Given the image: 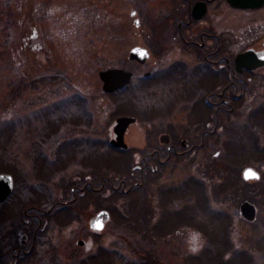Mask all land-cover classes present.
<instances>
[{"label":"rangeland","instance_id":"obj_1","mask_svg":"<svg viewBox=\"0 0 264 264\" xmlns=\"http://www.w3.org/2000/svg\"><path fill=\"white\" fill-rule=\"evenodd\" d=\"M165 9L162 0H0V173L14 178L0 231L7 243L26 251L31 230L37 228L28 264L106 261L103 253L113 248L127 255V233L116 223L119 211L129 213L132 201L128 204L125 196L114 198L104 187L98 195L86 193L82 202L79 196L75 204L65 202L72 197L70 186H82L87 176H103L105 185L106 177L115 183L128 178L133 164L127 168L125 161L118 163L108 140L116 118L129 114L139 116L132 127L139 136L137 147L147 140L157 145L158 136L168 131L171 144L181 153H171L167 164L149 175L146 192L133 198L138 205L132 208L135 217L146 216L148 222L153 214V220L149 232L141 229L144 218L131 226L129 264H151L143 261L147 243L162 249L163 264H192L195 260L197 264H264V153L258 156L254 150L264 152V106L257 107L264 102V87L252 85L253 100L225 121L214 123V134L203 139L193 135L190 107H175L160 118L158 110L163 107L139 101L132 112L129 90L114 97L101 88L99 72L129 69V64L125 66L129 49L143 45L145 38L141 30H135L130 12H139L142 21L159 20ZM65 10L70 14L62 24L74 31L49 36L52 13ZM34 24L45 34L39 48L30 37ZM227 37L232 52L246 44L241 27L232 25ZM259 108L263 109L260 116L247 117ZM148 113L151 118L144 120ZM181 140L187 141V148L180 147ZM67 141L97 142L100 150L88 145L84 150L73 148L64 144ZM163 149L166 157V147ZM239 156L242 161L231 165ZM95 164L101 165L96 171L87 167ZM247 167L259 174V180H243L242 171ZM200 184L205 189L203 200L190 190ZM245 200L256 207L253 221L241 216L239 206ZM160 203L166 222L171 223L176 213L184 221L173 229H152L161 214ZM101 209L110 210L111 219L101 232L94 233L87 222ZM25 212L38 219L25 223ZM9 215L12 217L7 218ZM78 240L84 245H77ZM150 253L159 257L157 250Z\"/></svg>","mask_w":264,"mask_h":264},{"label":"flooded vegetation","instance_id":"obj_2","mask_svg":"<svg viewBox=\"0 0 264 264\" xmlns=\"http://www.w3.org/2000/svg\"><path fill=\"white\" fill-rule=\"evenodd\" d=\"M162 1L166 2L167 9L163 10L159 20L153 17L142 21L139 12L136 10L130 12L129 16L132 18L135 30H141V34L145 38L143 45H134L128 51L125 66L129 64V69L126 70L130 74L129 84L113 93L103 92L115 97L129 90V111L133 112L135 105L141 101L149 107H163L158 110V117L160 118L170 115L175 107H190L188 119L195 126L193 135L201 139L207 138L214 134V123L225 121L232 113L246 105V102L253 100L250 93L252 85L264 87V0ZM231 1H239L240 6H234ZM57 13V11L52 13L49 36L56 34V36H64L68 31L69 33L70 31L73 32L74 27L67 30L62 24L70 12L65 10L62 14ZM232 25L241 27L246 43L236 52L230 51L227 37ZM31 29L30 37L36 42V47L39 48V42L43 40L45 34L38 29L36 24L31 25ZM135 47L145 50L147 57L143 62L130 59V52ZM169 54L170 57H168ZM238 57L239 60H237ZM139 70L141 74L138 73ZM262 105L264 106V102H261L257 107ZM262 110L259 108L253 113L250 111L247 117L260 116ZM149 114L144 115V120L151 118ZM129 117L133 118L134 121L130 122L122 133L121 140L125 147L110 144L111 141L117 139L113 127L112 136L108 140V148L117 154L114 159L118 163L125 161L127 168L133 164L129 174H127L129 175L128 178L120 179L115 183L106 177L104 181L107 182V185H105L103 176L98 179L96 176L93 178L87 176L82 186L77 187L75 184L70 186L72 197L70 201L65 202V204L68 202L75 204L78 201V196L79 201H81L86 193L89 192L91 196H95L100 194L104 187L109 188L110 196L118 199L125 196L128 199V204L129 201H132L129 204V213L119 211L117 217L119 222L116 223L117 228L127 233V237H124L127 240V243L125 242L127 255L117 252L115 248L103 253L107 257L106 261H118L119 264H129V230L132 228L131 226L144 218L141 224L145 222V227H141V229L145 228L149 232L150 220H153V214H150L149 211H147L150 214L148 222L145 221L146 216L141 220L131 217L130 210L137 205L136 200L133 199L135 194L146 192L145 183H148L149 175L156 174L160 167L165 166L171 157V153L175 156L181 155L177 145L171 144L172 134L168 131L158 136L157 145L152 146L148 144L149 140H147L144 141L142 147H137L139 136L135 131L133 133L132 127L137 125L139 116L129 114ZM149 135V133L145 134L147 138ZM186 142V140H181L180 147L187 148ZM64 144L82 149L88 145L100 150L97 142L87 144L84 141L81 143L67 141ZM163 147H166V157H163ZM135 151L138 152L137 155H135ZM66 158L67 156L65 160ZM82 163V165H87L84 161ZM100 166L95 164L87 167L96 171ZM1 174L8 173L1 172ZM9 175L12 177V193L14 178L11 174ZM79 179L81 181V178ZM97 185L99 187H96ZM10 195L4 201H0V224L5 221L7 213H5L4 203ZM145 197L149 196L145 195ZM81 202L78 205L81 206ZM143 204L144 206L149 205V201H146V204L143 202ZM159 207L161 214L153 224L152 229L161 231L164 229V215L166 213L163 211L162 204ZM66 209L70 210V206H67ZM7 211L10 210L7 209ZM107 211L110 214L109 219H111V211ZM11 217L9 215L7 218ZM24 217L25 223L31 218L38 219L35 215H28L27 212L24 213ZM92 231L94 233L101 232ZM36 233L37 228L31 230V243L25 251L22 247H17L16 243H7V236L0 231V264H20L21 262L28 264L27 261L31 262ZM144 246L145 254L143 256H145V260L143 261L151 264H163L162 249H156L155 244L152 243H147ZM151 249L158 251V258L150 253ZM90 261L93 263L89 264H99L96 263L99 261H101L100 264L107 263L105 259L92 258Z\"/></svg>","mask_w":264,"mask_h":264},{"label":"water","instance_id":"obj_3","mask_svg":"<svg viewBox=\"0 0 264 264\" xmlns=\"http://www.w3.org/2000/svg\"><path fill=\"white\" fill-rule=\"evenodd\" d=\"M234 6H240L239 1H231ZM147 55L145 54V50L139 47H135L130 52V59H135L143 62L146 59ZM239 60V57L237 58ZM254 67V66H252ZM99 76L103 82V90L106 92H114L122 87H124L129 82L130 74L129 72H125L123 70L118 69H110L106 71H102L99 73ZM134 121V119L129 117H120L117 119V124L114 128L115 132L119 135H122L126 126ZM116 146H123L122 143L114 142ZM242 178L245 181H253L259 179V174L251 167H247L242 171ZM12 189V181L11 177L8 175L0 174V201H4ZM241 216L248 220L253 221L256 214V207L249 201H243L240 206ZM109 219V214L106 211L99 212L96 216L91 217L89 220V226L97 231H101L104 227L105 222ZM83 240H78L77 245L83 246Z\"/></svg>","mask_w":264,"mask_h":264},{"label":"trees","instance_id":"obj_4","mask_svg":"<svg viewBox=\"0 0 264 264\" xmlns=\"http://www.w3.org/2000/svg\"><path fill=\"white\" fill-rule=\"evenodd\" d=\"M256 152H257V154L256 155H258V156H261V154L262 153H264V152H262L261 150H256V149H254ZM240 159V160H239ZM240 161H242V158H241V156H239V157H237V158H234L232 161H231V165H233V164H239L240 163ZM227 181H228V178H227ZM191 187V189L190 190H193V192H197V198H198V200L200 199V198H202V197H205V189L203 188V186L200 184V186L199 187H192V186H190ZM244 188H246V185H244ZM197 189H202L203 191H202V193H199V191L197 190ZM204 198H202V200H203ZM135 207H138V205H136ZM136 210V209H135ZM135 210H130V215H131V217L132 218H136L135 217V215H136V213L134 212ZM137 214H139V213H137ZM177 214H180V213H176V215H174L175 217H174V219H173V221L171 222V223H169V222H166L165 220H164V229H173V228H175L176 227V225H177V223H182L184 220H181V215H177ZM135 220V219H134ZM141 220V219H140ZM189 222V221H188ZM194 262V263H193ZM192 262V264H197V262H196V260L195 261H193Z\"/></svg>","mask_w":264,"mask_h":264}]
</instances>
